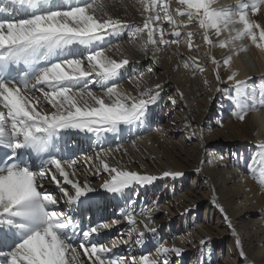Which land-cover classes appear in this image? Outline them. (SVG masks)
I'll return each instance as SVG.
<instances>
[{"label":"snow or ice","instance_id":"1","mask_svg":"<svg viewBox=\"0 0 264 264\" xmlns=\"http://www.w3.org/2000/svg\"><path fill=\"white\" fill-rule=\"evenodd\" d=\"M215 3L139 0L142 23L113 16L103 0H8L0 8V150H4L0 158V264H171L169 254H182V248L158 242L154 257L117 255L114 249L119 241L113 239L109 245L96 239L109 228L108 223L84 225L72 212L62 210L61 202L76 205L95 189L75 178L77 160L59 154L57 141L70 130L99 139L122 126L146 123L149 106L160 98L161 85L141 88L144 74L139 73L131 91L121 89L120 80L131 61L127 55L113 58L108 54L112 48L105 42L125 32L130 41L142 42L145 53L152 50L155 63L161 46H179L182 39L189 51L196 50L197 33L184 30L197 26L210 48H232V55L222 62L211 59L217 66V82H223L221 64L230 70L227 81L232 82V92L228 98L233 115L244 121L250 112L264 108V89L257 95L256 88H250L251 77L238 79L239 71L231 70L233 56L249 48L237 46L236 41L246 39L264 51V24L254 19L264 12V0H237L235 6L222 8ZM224 33L229 35L221 39ZM183 66L190 65L185 61ZM191 67L194 73L205 70L197 58ZM94 87L100 88V95ZM180 96L183 98L182 93ZM171 102L176 104L175 99ZM184 131L188 139L198 137L203 146L202 130L198 133L186 123ZM106 156L104 150L97 153L96 171L110 177L102 185L109 193L123 194L157 179L110 165ZM33 158L39 159L38 167ZM246 167L264 188V141L257 143ZM181 175L179 171L163 173L172 178ZM46 183L54 184L58 194L49 192ZM120 215L127 222V235L137 233L136 244L143 243L146 232L157 233L155 226L150 227L151 209L137 212L126 206ZM232 234L237 237L242 264H253L235 229Z\"/></svg>","mask_w":264,"mask_h":264},{"label":"bare ground","instance_id":"2","mask_svg":"<svg viewBox=\"0 0 264 264\" xmlns=\"http://www.w3.org/2000/svg\"><path fill=\"white\" fill-rule=\"evenodd\" d=\"M103 2L106 3L108 11L113 16L130 22L142 23L143 18L137 11L140 7L139 0H103ZM236 3L237 0H216L214 6L217 8L230 7L235 6ZM121 5H125L127 10H124ZM175 6L173 3L172 7ZM9 11L11 12L12 9L9 8ZM254 19L264 24V12ZM185 30L197 33L194 41L198 45L197 50L202 52L206 62L180 44L179 46H161L155 53L156 62L153 63L152 50L150 49L147 53L141 52L137 46L142 43L130 41L127 32L107 39L105 43L112 48L109 55L116 59L127 55L131 61L120 80L121 89L131 91L137 84L136 77L139 73H143V82L140 87L160 84V98L155 104L149 106L147 121L144 125H136L131 128L122 126L120 131L102 134L99 139L92 134H86V139L83 140L78 138L80 132L70 130L74 133L69 134V138L63 143V146L68 149L73 144L77 148L75 152H68L65 157L77 160L75 178L81 183L87 181L95 189L87 197H82L81 201L89 203L94 198L102 204V216L92 218V224H109V228L103 229L99 235L102 243L107 242L110 245L112 240L116 239L119 241L116 250L119 251L126 245L122 242L126 240L122 239L121 241V234L128 229L127 222L120 215L122 208L130 206L137 212L141 208L152 210L153 219L150 227L155 226L157 233L154 235L146 232L142 244L135 243L137 233H133L131 236L127 235L131 237L130 240L136 250H134L135 247H127L126 257L131 258L137 254L140 256L145 254L144 252H149L148 254L154 257L158 242L162 241L166 246L175 245L183 249L179 257L174 253L169 254L171 264H185L188 253L192 251H194V255L196 252L198 257L196 258L197 264H242V258L235 245L237 237L232 234L235 229L248 258L253 264H264V188L253 179L246 163L237 164L238 160L234 158V154L232 158H226L214 151L215 148L226 143L227 146L228 144L232 145L233 150H243V147L248 148L253 154L256 151L257 143L264 141V108L250 112L244 121L227 119L224 104L230 101L228 97L232 92V82L227 81L230 70L221 64L219 72L223 82H217L208 71L202 72L204 80L209 83L212 90L215 89L216 95H209V99L214 98L218 108V111L214 112V116L206 113V119L202 118L199 115V109H197L199 107V90L197 91L195 88V79L191 78L192 73L183 66L181 56L189 58L190 61L197 58L203 68L204 64L209 63L214 75L217 66L212 63L211 57L222 62L228 55H232V48L231 46L224 49L210 48L204 44L197 26H190ZM228 35V33H224L221 39L227 38ZM166 38H168L167 34ZM235 44L237 46L249 45V48L248 51L233 56L231 70L239 71L238 79L246 80L251 77L250 88L254 86L257 95H259L260 90L264 89V51L257 49L246 39L236 41ZM117 45H119L118 48ZM145 63L148 64L147 68L154 69V66L158 68V71H151V73L148 72V69L138 71ZM134 69L135 75H132L130 72ZM130 75L131 78H129ZM93 90L97 95L101 94L99 87H94ZM171 90H174L175 95L169 93ZM180 93L183 94V98ZM173 99L176 100L175 105L171 102ZM176 108L179 111L174 112ZM151 118H155L157 121L165 120V122L162 125H157V128L153 130ZM186 123H191L198 133L204 127L202 131L205 138L203 146L198 139L197 142L194 141L195 137L187 138V133L184 131ZM180 133L184 137V144L169 141L167 138ZM101 150L107 153L106 159L110 165L126 167L141 174L155 176L157 179L145 186H134L123 194L107 192L102 185L110 177L106 172L96 171L99 165L96 156ZM202 161L204 163H201ZM198 168L200 171H197ZM166 171H179L183 175L175 178L164 177L163 173ZM191 173L199 175V184L194 182L197 177L189 184L188 179L191 180ZM67 187L70 188V185ZM45 188L49 192L58 194V189L54 184L46 183ZM141 192H143L145 200L140 198ZM204 202H206V208L208 206L215 207V212L218 215L221 214L219 221H221V226L223 225L222 228L218 226L220 223L211 226L200 221L199 215L196 213L203 207ZM60 207L65 211L68 209V206L64 207L62 204ZM225 215L228 220H225ZM177 216H180L182 221L179 222V225L182 226L180 235L173 229L165 234L159 233L162 223H166L167 230ZM138 219H144V217H138ZM78 220L82 221V218ZM229 222L231 227H229ZM121 228L123 231H119V234L113 237V234ZM140 230H143L142 226ZM201 240H204L205 243L201 244ZM226 241L228 248L236 250L238 263L222 262L220 258L217 259L213 256L214 248L218 246L221 251V247L224 243L226 245ZM174 259L176 261L172 263Z\"/></svg>","mask_w":264,"mask_h":264},{"label":"rangeland","instance_id":"3","mask_svg":"<svg viewBox=\"0 0 264 264\" xmlns=\"http://www.w3.org/2000/svg\"><path fill=\"white\" fill-rule=\"evenodd\" d=\"M139 4V3H138ZM122 6V8L124 9V10H127V7L125 6V5H121ZM184 31H186V30H184ZM137 43H142L141 41H137ZM181 45L182 46H184L185 47V49H187L188 50V48H187V44H186V39H182V42H181ZM137 48L142 52L143 50H142V44L141 45H139V46H137ZM198 49V48H197ZM194 50V51H190L191 53H194L198 58H200L201 60H203L204 62H206L207 60L206 59H204V56H203V54H202V52L200 51V50ZM189 51V50H188ZM181 59L183 60V63L186 61L190 66L188 67V68H186V70L187 71H190L192 74H191V78H194L195 80H194V85H195V88H196V90L198 91V93H199V107H197V109H199V115L200 116H202V118H204V119H206V116L207 115H213L214 116V114L218 111V108H217V106L215 105L216 104V101H214V98H211V99H209V95H213L214 96V94H215V89L214 90H212V88H211V86L209 85V83L207 82V84L205 83V81L206 80H204V78H203V74H202V72H198V71H196L195 73L193 72V69H192V67H191V65L193 64V61H190V59L189 58H187V57H185V56H181ZM148 65V64H147ZM147 65H146V63L145 64H143L139 69H138V71H145V70H147L148 68H147ZM205 66H204V71H208V73L210 74V76H213V78H215L216 77V74L214 73V75H213V70H212V68H211V65L209 66V63H206V64H204ZM153 68L154 69H152V71H154V72H157L158 71V68L157 67H154L153 66ZM132 75H135V69L134 70H132L131 72H130ZM129 78H131V75H130V77ZM216 79V78H215ZM196 91V92H197ZM169 93H173L174 95H175V92H174V90H171ZM218 94H220V92H218ZM216 95V94H215ZM208 99H209V101H208ZM215 102V103H214ZM211 103H213V104H211ZM207 104V105H206ZM223 105V104H222ZM224 106H225V109H226V112H227V119H230L231 121H233V120H238L234 115H233V112H234V107H233V105H232V102L231 101H229V102H227L226 104H224ZM178 108H176V109H174V112H176V111H179V110H177ZM208 109V110H207ZM215 112V113H214ZM206 113H207V115H206ZM165 122V120L164 121H157L155 118H151V127L153 128V130H155L156 128H157V125H162L163 123ZM203 129H201L202 131L204 130V127H202ZM212 128H213V126H212ZM182 134L180 133V134H177L176 136H174V137H167L168 138V140L170 141V140H172L173 142H175V141H177V142H179V143H181V144H184V137L183 136H181ZM200 141V139L198 138V137H195V140L194 141H198V140ZM168 141V142H169ZM196 148V147H195ZM233 148V146L232 145H229L228 144V146L226 145V143H223V145L221 146V147H218V148H215V152H216V154H219V155H221V156H223V157H226V158H232V155L234 154L235 156H234V158L235 159H237L238 160V162H237V164L239 165V164H245V163H247V161L249 160V158H250V156L252 155L251 153H250V150H248V148H243L242 147V149L243 150H240V149H235V150H233L232 149ZM249 153V154H248ZM248 154V155H247ZM241 160V161H240ZM197 177V178H196ZM198 177H199V175H193V173H191V180H190V178L188 179L189 180V184H190V182H192L195 178V184H199L198 182ZM85 198V197H84ZM83 198V199H84ZM140 198H142V200L144 199L145 200V196H144V194H143V192H141V194H140ZM82 205L83 204H85V201L83 200L82 201V203H81ZM214 208V209H213ZM214 210V211H213ZM197 215H199V219H200V221L201 222H205V223H207L208 225L210 224L211 226L213 225V226H216V225H218L221 221H219L220 220V215L221 214H219L218 215V213H216L215 212V207H211V206H208L207 208H206V202H204V205H203V207L200 209V211L198 212V213H196ZM97 215H98V213H97ZM93 218H95V217H93ZM180 221H179V220ZM179 222H182L181 221V218H180V216H177V217H175V220H174V223L173 224H171L170 226H168V228H167V230H166V223H162L161 224V227H160V229H159V233H161V234H165L166 232H169L170 230H175L176 232H177V234L179 233V235L182 233V226H180L179 225ZM117 226V225H116ZM219 226V228H222L223 227V225L221 226V223L218 225ZM119 231H123V228H121V229H119L118 231H116L114 234H113V237H116L119 233ZM129 238V239H128ZM130 238L131 237H128L127 236V231H123V236H122V239H124V240H126L127 241V243H125L126 245L124 246V248H122V250L121 251H119L118 249L116 250V249H114V253L115 254H117V255H123V256H127L126 254H125V250H127L130 246H131V248L132 247H135L134 245H133V242L130 240ZM100 241H102V239L100 240ZM162 242V241H161ZM128 247V248H127ZM121 248V247H120ZM231 251H230V250ZM134 250H136V247H135V249ZM213 251H215V253L213 254V256H215L217 259H221V261L222 262H231V263H238L239 262V260H238V258L236 257V254H237V252H236V250H234V249H231V248H228V244H227V241H226V245H225V243H224V245H223V247H221V251L219 250V247L217 246V247H215L214 248V250ZM235 251V252H234ZM220 252V253H219ZM145 254H148L149 252H144ZM194 253V251H192V252H189L188 253V255H187V260H186V262H185V264H197L196 262H197V260H196V258H198L197 256H196V252H195V255L193 254ZM220 254V256H218ZM138 255V254H137ZM136 255V256H137ZM137 257H139V255L137 256ZM228 258H229V260H228ZM176 260L174 259V261L172 262V263H174Z\"/></svg>","mask_w":264,"mask_h":264}]
</instances>
